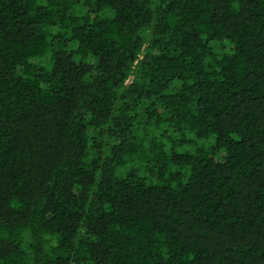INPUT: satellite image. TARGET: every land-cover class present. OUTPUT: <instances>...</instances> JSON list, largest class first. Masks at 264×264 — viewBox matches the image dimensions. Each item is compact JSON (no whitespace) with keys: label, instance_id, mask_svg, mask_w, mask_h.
<instances>
[{"label":"trees","instance_id":"1","mask_svg":"<svg viewBox=\"0 0 264 264\" xmlns=\"http://www.w3.org/2000/svg\"><path fill=\"white\" fill-rule=\"evenodd\" d=\"M0 264H264V0H0Z\"/></svg>","mask_w":264,"mask_h":264},{"label":"rangeland","instance_id":"2","mask_svg":"<svg viewBox=\"0 0 264 264\" xmlns=\"http://www.w3.org/2000/svg\"><path fill=\"white\" fill-rule=\"evenodd\" d=\"M225 157V153H219L217 156L218 160H223V158Z\"/></svg>","mask_w":264,"mask_h":264},{"label":"built area","instance_id":"3","mask_svg":"<svg viewBox=\"0 0 264 264\" xmlns=\"http://www.w3.org/2000/svg\"><path fill=\"white\" fill-rule=\"evenodd\" d=\"M129 83V82H128Z\"/></svg>","mask_w":264,"mask_h":264}]
</instances>
